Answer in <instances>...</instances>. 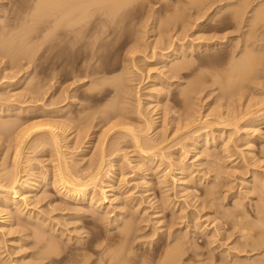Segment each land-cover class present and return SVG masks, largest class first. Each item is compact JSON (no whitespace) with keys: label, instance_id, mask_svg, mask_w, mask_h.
Masks as SVG:
<instances>
[{"label":"rangeland","instance_id":"1","mask_svg":"<svg viewBox=\"0 0 264 264\" xmlns=\"http://www.w3.org/2000/svg\"><path fill=\"white\" fill-rule=\"evenodd\" d=\"M152 1L153 0H150V1L147 0L146 2H145V0H139L138 2L135 1L134 4L130 5L127 8V10L125 9L126 12H123L124 21L120 24L122 27H124L123 28L124 33L122 31V34L116 35L117 37L114 36V37L110 38V40L107 39V42L104 41L103 45L106 43L105 47H104L105 50L102 48V51H100V53L103 52L105 57H103L104 55L102 54L103 55L102 59H100L99 62H97L98 59L97 60L95 59L91 62L92 65L95 63H96L95 65H97V67L95 65L93 66V69L95 70V72H96L97 68H98L97 71L100 72V75H98V76L95 75V77H94V76H87L86 68H87L88 63H89V60H88L90 57L89 52L91 51V48H92V50L97 49V44H94L92 41H89V42L87 41L84 43L87 45L89 43L88 46L85 44H82L83 46L81 44L76 45V48H78V51H79V52L77 51V54L71 53V51L66 46L67 43L65 41H63L64 45L62 44V47L57 49L56 44H55V39L52 38L54 36H51V35H53V33L50 36L47 34L48 36H45V38L43 35V33L46 30L47 31L45 33H48V32L50 33V30L48 28V24L50 23L51 25L49 24V27L50 26L52 27L53 19L49 20V18L47 19V17L44 18L46 20V22L48 21L49 23H46L43 18H42V21H40V22H39V20H37V18L35 20L33 19L32 22L24 21L25 19L29 18L30 12H31V14H33L32 8L35 5L34 2H32V1L30 2V0H0V33H1L0 39H1V37L4 38L6 36H9L8 38H13V39H11L13 42L8 38H7L8 40H5L6 38L1 39L0 40V46L3 48L4 45L6 46L9 43L12 46L11 49H13L17 46V48H15V51H16V49L18 50L19 45L16 42L15 43L17 45H15L14 39H15V41H18V40L21 41V43L18 41L20 43V46L26 45L27 41H28L31 43V45L29 43L28 46H30L34 49L32 51V53H34V54H32V55H35V57H34L35 59H31L32 61L34 60L32 62L30 60H27L28 57L25 56V54H26L25 52H24L25 54L23 52H21V54L23 53L22 56H17L20 54V52H19V54L15 55L16 52L12 51L14 53V55H13L12 52H9V51H11V49L9 50L10 45L9 46L7 45L8 47H6V49L8 48V52L10 53V55H9L8 52L5 50L4 51L7 52V54L6 53L4 54L2 52L5 47L3 49H1V47H0V49H1V51H0V56H1L0 57V113H2L1 114L2 116H0V122L2 124H5L6 122H8V123L10 122V124H11V125L9 124L10 130L6 129V131H5V130H3L4 128L0 129L3 132L9 131L8 135H6V134L4 135L5 132L3 133L2 131H0V171L7 168L11 172V170L13 169V159H11L9 154L11 153L14 146L16 145V142H15L16 136L18 135V133L21 132V130H24V129L26 130V131L24 130L25 132L28 131L26 133V138L24 140L26 149L23 151L24 153L22 154V158H24V160L21 158V164L22 165L19 166V169L21 170V168H22V170H23L24 167L27 168L26 171L28 173L27 172L26 173L24 172V173L27 175H30V176L37 175L43 171H46V169H52L53 166L55 165L54 163H52V162H54L53 156L55 157V155L53 153L54 150H52L51 148H49L50 146H48L45 148L46 149V151H45V149L42 148L43 147L42 145H40V144L33 145V144H35L33 142L35 141L36 137L37 138L41 137L40 135L46 136L47 131L44 129L48 128V125L50 123L54 124V123H56V121H58L57 123L60 122L61 126H62V124H66V123L69 124L68 128L64 127L63 131H60L61 133L64 134V135L61 134L62 138L64 139V146L66 147V149L64 147L63 150L65 151L64 154L66 153L65 154L66 158L67 159L69 158V163L71 165V166L70 165L69 166L70 167L74 166V167H76V169L77 168L79 169L81 167L79 169V171L81 170L80 175H84V173H82V172L86 171L88 173L89 171L92 170L90 165L94 162L93 161L94 159L98 160V158L95 157V153H97V151H98V149L96 147L99 143V140L98 141H88L89 138H86V134L87 133H90V134L95 133L96 136H98V134H99L98 137H100V136L102 137L103 131L105 130V128L108 127V125L107 126L98 125V122L100 120V116L102 115L100 112H102V110H104V109L107 110V108H109L110 106H112L114 104L113 101H114L116 93H115V86H113L114 85L113 82H111L110 84L109 83L103 84V83L108 81V79L116 78V76L117 77L122 76L120 78H123L124 76H126V75H124L125 73L123 70L124 65L127 64L126 62H124V59H123L124 54H126L128 49H131L135 45L134 39L132 37V33L128 31L129 27L131 25V27H134V28L136 27L137 29L144 31L145 34L143 33L144 34L143 36H144V42L146 41V43H145L146 48H142L141 51L139 50L140 52H138V53L140 55L137 54V52H136V55H134V59L136 57L137 58L134 61V65H132V66L130 65L131 67L129 66L127 68L128 73L131 71L129 74L131 75V77L134 81L128 82L129 86L131 84L132 85L128 89V91L131 92V94L128 92L130 95L127 98L126 102L124 103V102L120 101L122 103L121 105L124 104V106H122V107H124V109L126 108V110L129 112V114L127 115V117H129V118H125V120L126 119L127 120L123 121V123H125L123 125V127H126L125 125L128 124V127H130V128H133L135 130H136V128L139 130L144 129L146 132L147 126H145L144 124L147 125V123H149V122L150 123L156 122V124L154 126L155 128L153 129L152 133L149 134V138L151 137L150 139H153V140L158 139L159 142L161 140L162 141L165 140L163 142L164 143L163 147L167 148L168 150L165 149L166 151H164L166 160L163 159L162 165H164V166H162V168L160 167L161 168L160 170L166 169L168 167L167 166L168 164L166 165V163L176 159L178 157L179 150H181V148L184 147L185 151H187L189 149L186 145L187 143L189 144V140H188L189 138L186 140V137H185L186 134H184V131H182L181 129H178V130H180V132H177V126L179 125L178 122L180 123V121L178 119H180V117H182L183 114L187 113V108L185 106L186 105L188 106V104L185 105L184 102L182 101L183 100L182 93L184 91V94L189 95L190 103H192L191 101H192V99H194L192 104L196 105V106L198 105L197 107L199 108L198 112H200V113H198V115L195 116V120H194V121H198L197 122L198 124L196 122L193 123L194 125L192 124L193 129L195 128V129L199 130V132L201 131L200 133L197 132L198 135L197 134L196 135L200 136V137L201 136L204 137L207 133H210L209 135L207 134L210 137V138L208 137L209 142L212 143L213 140L216 141L218 138H219V141L217 140V143L214 146H212V144L210 143L211 145L208 144L210 146H208V145H207V147L202 146L199 150H197V152H189L187 154V160L189 161L190 165L192 164L191 165L192 167L191 166H189V167L192 170L188 169L187 172L185 171L184 173H182L183 171L180 172L176 168H173V170H172L173 174L171 173V175L173 177L176 175L177 178H179L180 177L179 172L184 174L183 176L186 175L185 180L182 181V184L179 186V185H174V182L172 181V178L170 179V177L166 181V183H163L164 185L161 184V182H160L161 181V179H160L161 175H159L158 172L155 173V170H153V167L158 163L157 160L154 163V165L153 164H147L146 162L142 163V164H144L146 169H149L146 171V173L144 175L137 171L138 166L135 165V162L136 163L138 162V159H137L138 154L136 152L138 150L134 147L135 143L131 142V141H133V139L130 138V137H132L131 136L132 134L123 130L124 128L121 129V126H120L119 128H117L118 130L117 129L115 130L116 131L115 133H113L114 132L113 131L111 133L112 135L107 137L106 141L108 142L109 145L107 144L106 150L108 151L109 146L112 144V147L114 149H116V153L114 156L112 155L113 157L111 155L106 156L108 158L105 159L104 166H106L105 167L106 170H104V171H109V174H107L108 177L106 178V184L107 185H114L113 194L115 196L116 195L119 196L118 194L121 193L120 194V200L122 198L125 200H126V198H129L126 201L125 200L121 201V203H122L121 205H118L119 203L115 202L113 205L115 207L111 206L109 208L110 209L109 211L111 212V216H109L110 221H112L113 223L115 222L114 220L117 219L116 214L119 212L117 210V208L119 209L118 206H120V208H123V211H128V213H129V214L127 213L128 215L125 214V215H122L120 217L123 219V222H122L123 225L121 224V227L122 226L125 227L127 223H132L134 221V225L137 226V229H138V231H136V233L133 234L134 236L137 234V236L135 238L133 236V238L135 239V242L132 241L133 244L132 243L130 244V248L129 247L124 248L123 250H122V248L121 249L119 248L121 250L119 252H122V254H123L125 252V249H129L128 251L132 252V254L130 255V257L128 259V261L131 259L130 262H128V264H138L140 261L142 262L144 260H145V262L148 261L149 262L148 264H158L159 262H163L164 255L166 254V251L168 250L167 248L172 247V245L175 246V244H176V245H184L185 246L184 248H186L188 246L187 252L185 250V255L182 257L183 263H181V264H213V263L214 264H224L220 260L218 261L216 259V257L213 258L216 255H219V256L222 255L221 257H224L227 260V262H228L227 264H233L234 262H236L237 264H241L243 262V264H245L246 262H244V260H241L242 261L241 262L240 259L238 258V256H240V258L241 257L245 258V260L250 259L251 262H247L246 264H249V263L250 264H261L260 259L264 260V252H263L264 250L263 251L262 250L250 251V248H247V250H246L247 253H246V251H243L242 250L243 248L241 245L242 239H241V237H240V239H238L239 236H241V234H240L241 230L237 229L236 226L234 228V224L236 222L240 223V221H241V224H239V226L236 224L238 228L239 227L241 228L242 225L244 227H246L247 229L250 228L251 226H253L255 232L259 231L258 230L259 227L256 228L254 226L258 225V226L263 228L264 221L259 219L260 217L258 218V220H256L257 219L256 217H258L256 215H258L257 213H259L261 210L264 211V207H263L264 206V193L261 192L262 189H259L257 187V184L255 182V178H257L259 176V177L264 179V170H263L264 169V120L258 122V124L255 126L256 135H259V137L262 136L261 137L262 139L260 138L259 139L260 141L258 140L257 142H255V147H254L255 149L252 153H249L248 149L243 148V146H242V148H243L242 149L240 146V145H242L243 140H245L248 135H249L248 137H250V138L253 136V134L250 132L248 133L247 131H245L247 134L243 132L244 131L243 127H244V125L247 124L246 118L241 119L240 123L237 124L236 130L234 129V127L236 128V126L232 125L233 122L228 123V124H222V125L220 124L219 125V122L216 121L217 122V124H216L215 120H217L216 118L219 115L218 114L219 112L220 113L225 112V114H228L229 109L227 111V108L229 106H227V105H228V103L231 104L232 102L233 103L235 102L236 104L238 103L237 104L238 106L240 105L239 108H236V110H239V111H241L244 108L246 111H249V109L252 107V109H250V110H251V112L255 113L259 109H264V107H263L264 103H261L262 99L264 102V77H263V79H262V77L260 78V79H262L261 80L262 83L259 79L254 80L252 82V87H251V81L248 84L249 81H246L247 83L246 82L243 83L241 80H238L239 78L237 77V75H238L237 71L239 69L237 68V70H236V68H235L237 65V62H240L239 61V59L241 57L240 55L245 53V51L249 52V54H251V53L257 54L258 52H260L257 55H260L263 59V62H264V53H263L264 52L263 51L264 50V28L259 26L256 29L253 28V29H255V30H253L249 24L250 20L245 19L246 21L244 20V23L238 27L235 24H233V26H229V28L225 29L224 31L223 30L222 31H216V30H213V27H212L213 24H215L214 22H216V21H213L212 23H209V24H207V21H205L206 17L209 14H211V12H213L214 8H216V7L212 8L211 11H206L207 13L205 16H203L204 17L203 18L200 15L203 12H201L200 14H197L194 9L188 8V6H186L187 5L186 3L188 0L187 1L186 0H166L165 2H160V1L156 2L155 0L153 2ZM182 2H185V5ZM234 2L240 3V1H236V0H234ZM251 2H252V0H250V3ZM262 2L264 3L263 0H253V3H251L252 6H249V8L247 9L248 10L247 11V13H248L247 17L248 18L253 16V12L257 10V7H258L257 4L258 3H260L258 5L261 6L260 8L258 7V9H261L264 7L263 6L264 4H262ZM183 5L187 8H185ZM93 7H95V10L99 9V7L98 8L96 6H93ZM183 7H184V9H187V10H185V12L182 11ZM176 8H178L179 10L182 8V10H180V11L183 13L184 17L182 16V13H181V15L177 14L178 16L175 14L177 12L180 13V11L175 12ZM254 8L256 10H254ZM30 9H31V11H29ZM178 9H176V10H178ZM250 11H251V13H250ZM98 12H95L94 16L95 15L96 16L94 17V19L100 17ZM185 13H186V15H188V18H187L188 20H185L187 17L185 15ZM26 14H27V16H26ZM28 14H29V16H28ZM170 15H172V16L175 15L176 17L174 16V18H173ZM190 15H191V17H190ZM49 17L51 19V16H49ZM125 17H126V19H125ZM170 17H172L171 18L172 22H175V20L178 21V20H183V19L185 20L184 22H186V21H188V22H186V23L183 22L182 23L183 25L181 23L166 24L168 22V18L170 19ZM177 17L179 19H177ZM34 21H36V22H34ZM196 21H197V23H196ZM23 22H25L27 24H25ZM33 22H34V24H33ZM203 22H204V25L202 24ZM197 24L200 26H198ZM164 25L165 26L167 25L168 30H169L168 36L166 35V37H165V35L163 36V32H161V27H164ZM194 26H195V28H194ZM25 27L27 29L29 28L28 31L33 33L32 35H31V33H29L30 34L29 36H32V37L26 36V35H28V34H26V33H28V32H26L27 29L22 30V31H25V30L26 31L22 32V34H21V28H25ZM44 27H47V29ZM51 27H50V29H51ZM13 28H14V30H13ZM144 28H145V30H144ZM171 29H173V30L170 31ZM185 29L187 31H185ZM18 30L20 32H18ZM183 30H184V32H183ZM41 31L43 33H41ZM250 31H252L253 33L251 32L252 33L251 34ZM13 33H15V34H13ZM24 33L26 34L25 36L23 35ZM42 35H43V38H42ZM225 35H226V37H225ZM22 36H24L25 38ZM17 37H19V39ZM183 37H185L186 39L181 41L182 43L178 42L177 44L180 43L179 46L180 45L183 46V44L185 43V44H189L190 46L192 45L193 47L195 45L194 48L198 47L199 49L196 51V53L192 54L190 51H192V49H194V48L191 47V49H190V46L187 45V46H189L187 51H185V52H187V57H186L187 60L184 57H179V59L177 60L178 62L175 61V63H179L182 61H184V62L190 61L192 68L188 71H185L181 75L182 76L181 78L180 77H174L171 80L172 83H174L173 87L171 86L172 92L170 94H168V96H165L161 100V104L158 105V101H156V99L158 98L157 94L153 91L154 85L156 83H158L159 80H164V79H167L168 77H170V73L167 72V69L171 68L173 64H170L171 65L170 67L165 68V66H166L165 61H167L166 55H167V53H169L172 50V48L174 46L173 42H175V43L177 42V40L175 41L173 39L183 38ZM222 37H225L230 42H228L222 50L219 49L218 51H214L215 49L212 48V45H214L215 42L218 41V39L222 38ZM21 38H22V40H21ZM23 38H24L25 43L23 41ZM225 38H224V41H225ZM245 38H246V40H245ZM116 39H117V41H116ZM168 39H170V40H168ZM3 40H4V44L2 43V45H1V41L3 42ZM5 41H7L6 44H5ZM8 41H11L13 43V45L11 42H8ZM108 41H109V43H108ZM110 41L113 43H111ZM164 41L166 42L167 45L164 44ZM211 41H213V42H211ZM90 42H92V43H90ZM169 42H170V44H169ZM22 43H24V44H22ZM159 43L161 46H162V44H164L165 49L167 47L166 52H165V50H162L164 48H161L162 51L159 50L160 48H157L159 51L153 50L154 46L156 44L159 45ZM91 44H92V46H91ZM33 45L35 48L33 47ZM28 46H27V48H28ZM168 46L171 47L170 50H168L169 49ZM22 47L23 46H21V48ZM24 47H23V49H24ZM93 47H95V48H93ZM147 47H148V50H146ZM246 47H247V50H246ZM189 49H190V51H189ZM255 49H256V51H255ZM152 50L155 53L157 52V56L155 55L156 58L152 55ZM18 51H20V47H19ZM18 51H17V53H18ZM35 51H38L37 55H36ZM11 53H12V56H11ZM165 53H166V55H165ZM7 55H9V57H7ZM24 56H25V59H24ZM12 57H14V58L12 59ZM15 57L16 58L19 57V58L15 59ZM26 57H27V59H26ZM59 60H60V73L56 72V66H57V63ZM13 62H15V63H13ZM245 64H247L246 59L242 60L241 63H239V67L240 66L243 67V65H245ZM259 69H260V73H258V75L261 76V74L264 73V71H263L264 65L261 66ZM239 71H241V70H239ZM57 73L61 74V76H58ZM19 74L21 76H19ZM24 74H26L27 76ZM73 74H74V76H73ZM102 75L103 76L106 75L105 77L107 79L105 77H103ZM231 75H232L234 80L231 79L232 78ZM73 77H75V78H73ZM101 77H103V78L101 79ZM227 77H228V79H227ZM8 78H10V79H8ZM98 80H100V82H98ZM240 82H241V84H240ZM92 83H95V84H93L94 86L98 85V86H96L98 89H96V87H94L92 85ZM97 83H99V84H97ZM194 83L197 84L199 88H201V90L199 89L198 92H196V93L194 92L195 94L190 93V89H189V87L194 85ZM231 83H233V84H231ZM256 83H258L259 86ZM243 84L244 85L246 84L247 87L249 88V90H247L248 88L246 87L247 88L246 89L247 91H246ZM255 84H256V87L254 86ZM92 86H93V88H95L96 92H95V90H92L93 89ZM132 86L135 89L134 91L131 88ZM253 86H254V89H253ZM239 88L240 89L242 88V90H239ZM255 88H256V90H255ZM89 89H91L92 91H90ZM236 89H238L236 91L237 93H238V91H240V94H238V95H241V96H242V94H244L246 92L243 95V97L249 96L247 98V100H246V98H245V100H246V103L249 102L250 104H248V103L246 104L244 102V99H242L241 96H237L235 94L234 90H236ZM252 90H254V91H252ZM241 91H242V94H241ZM243 91H245V92H243ZM113 92H114V94H113ZM200 92H201V95H200ZM232 92H234V93H232ZM231 93H232V95H231ZM256 93H258V94H256ZM39 94H40V96H38ZM72 94L75 95L74 99L72 98L73 101L71 98H70L71 99L70 101L67 98H65V96L68 98L72 97L73 96ZM91 94L92 95L94 94V96H92ZM233 94L236 97H233ZM240 97H241V99H240ZM259 97L260 98L262 97V99H260ZM11 98H12V100H11ZM87 98H89V99L87 100ZM90 98H91V100H90ZM64 99H66V100H64ZM195 99H197V100H195ZM230 99L233 101H231ZM254 99H256L257 101L259 100V102L256 101L257 102L256 103L254 101ZM86 101H87L88 105L86 104ZM139 101H142V104H143V106L141 107V110L143 109L141 111L143 113V119L140 118L139 114H138V102ZM120 102L117 105H119ZM233 103H232V106L229 107L230 110H231V108L236 106V104H234V106H233ZM243 103H245V106L250 105L249 106L250 108L248 109V107H244ZM67 104L72 105V107L70 106L71 107L70 112L68 114H66L64 119L59 118L58 113L60 112V110H62V111L65 110V108H67L66 107ZM83 105L85 106V108ZM90 105L95 110L91 109V107H89ZM226 106H227V108H226ZM256 106L257 107L261 106V107H259V109H258ZM87 107H89V109L85 110ZM1 108H2V111H1ZM100 108H102V109H100ZM98 109H99V111H98ZM224 109H226V110H224ZM233 109H232V111H233ZM236 110H234V112ZM104 111H103V113H104ZM208 111H209V113H208ZM239 111H237L236 113H238ZM243 112H245V111L243 110ZM23 113H25V115ZM212 113H213V115H212ZM87 114L89 115L88 117H87ZM229 114H232V112H230ZM78 115L79 116L82 115L81 117H84V119L78 121L77 120ZM83 115H86V119H85V116H83ZM90 115H91V117H90ZM233 116H237V115L234 114ZM196 117H197V120H196ZM87 118H89V119H87ZM98 118H99V120H97ZM208 118H210V119H208ZM240 118L241 117H239V119ZM69 119H71V120H69ZM162 120H163V123H162ZM202 122H203V125L201 124ZM241 122L244 124H242ZM35 124L36 125L40 124V127H37L39 125H37L36 127H33V125H35ZM205 124H208V125L206 126ZM96 125H97V127H96ZM10 126H12V128H14V129H12ZM29 126L31 128H28ZM57 126L60 127V125H57ZM181 126H182V124H181ZM201 126H206V128L209 126L210 127H209L208 131L206 130V132H204L205 130L203 131L201 129L203 127H201ZM212 126H214V128ZM26 127L28 129H26ZM41 127H43V129ZM72 127H74V128H72ZM134 127H136V128H134ZM33 128L34 129L40 128V129H38L40 132L37 130L35 133ZM165 128H167L168 130ZM31 129H33V130H31ZM43 130L46 132H44ZM124 131L126 132V134ZM257 131L260 133L258 134ZM42 132L44 134H42ZM160 132H162L163 134ZM238 132H240V133H238ZM127 133L129 136H127ZM177 133L178 134L181 133V134L177 135ZM219 133L220 134L222 133L224 135V137L222 138L223 135L221 134V136H220ZM159 134H161V135H159ZM260 134H262V135L260 136ZM171 135H174V136H171ZM189 135H192V134H189ZM237 135L239 136V138ZM214 136L218 137V138H215ZM228 136H229V138L232 137L231 138L232 142L233 143L235 142V144H237L239 146V148L236 149L237 151H239L241 149L242 151L247 153L246 157H245L246 160L244 159L242 161L241 157H239L238 154H237V156L235 155V158H237L238 160H236L234 163L227 162L226 159L223 158V156L220 154L221 146L223 145L224 138L226 139V137H227V139H228ZM168 137H171V138H168ZM220 137H221V140L223 139V142H221ZM129 138L131 139V141ZM212 138H213V140L211 141L210 139H212ZM123 139H125V140H123ZM183 139H185L184 142H183ZM11 140L12 141L14 140V141L12 142ZM179 143L181 146L179 145ZM26 144H27V146H26ZM113 144H114V146H113ZM133 144H134V146H133ZM39 145L42 147H39ZM35 146H36V148H35ZM170 146H172V147H170ZM33 148H35V150L36 149L37 150L32 151ZM121 149H123L124 152ZM135 149H136V151H135ZM92 151H93V153H92ZM131 152H133V153H131ZM134 152L136 153V155ZM218 152H219V154H218ZM52 153H53V155H52ZM194 157H196L198 159L195 158V160H194L193 159ZM28 158H30L32 160V162L27 164L26 160ZM83 158H84V160H82ZM49 159H51V160H49ZM55 159H57V158H55ZM191 159H193V160H191ZM40 162H42V163H40ZM222 162H224V163H222ZM255 162H256V164H255ZM25 163H26V165H25ZM159 163H161V160ZM198 164H200L201 166H198ZM253 164H254V166H253ZM33 165H35V166L33 167ZM51 165H53V166H51ZM148 165H149V167H148ZM8 166H9V168H8ZM29 166H30V168H29ZM112 166L117 167V170L115 172L112 171L114 169ZM118 167H120L119 170H118ZM218 167L221 170V172H219L220 174H218V171H216V168H218ZM256 167H257V169H255ZM227 168H228V170H227ZM123 169H124V171H123ZM150 169H151V171H150ZM203 169H206V170H204L206 172H203ZM160 170H158L159 173H160ZM193 171H194V173H193ZM29 172H32V173H29ZM195 172H196V174H195ZM199 172L202 174L208 173L206 175L207 176V182L201 184L199 182V181H201L200 179H197L195 182H191V181L189 182L190 179H188L187 176L188 175H190L191 177L193 175L197 176V175H200ZM187 173H188V175H187ZM253 173H254V175H252ZM1 175L2 174H0V176ZM146 176H148V177H146ZM190 176H189V178H191ZM149 177H151V178H149ZM186 177H187V179H186ZM148 178L151 179V183H152L151 185H152L153 190L151 192L148 191L149 188H147V184L145 181ZM157 179H159V180H157ZM116 180H118V182ZM114 182H116V184ZM144 184H146V185L144 186ZM213 185H215L214 188H213ZM132 188H133V190H132ZM209 190H212V192L215 190L213 192L215 195L214 196L210 195L211 196L210 197L207 194V192L209 193ZM164 193H165V195H163ZM6 194L7 193L0 191V199L6 197ZM207 195H208V197H206ZM55 196H56V193L52 189L48 194H45V196H44L45 200H46V201L44 200L45 201L44 203L49 202V206L46 205V207L43 206V208H38V209H41L42 211L41 210L38 211V209H37V211H36V209H34V211L30 210V212L31 211L33 212V213L31 212L32 217H37L38 219H40V221L42 218L43 219L42 221H44L45 223L47 221L48 226H46L44 223L43 227L41 226V227H39V229L37 228L34 230L33 227H30V228L25 227L24 222L20 221L18 219L19 218L18 217V218H16V221L14 222L15 226L13 228H11V229H13V231H10L11 230L10 229L9 233L7 232V234L5 236H3L1 234L2 232L0 231V237H1V235L4 237V238L1 237L2 239L0 238L2 240V241H0V244L1 243L3 244V245L1 244L3 247L0 245L2 247V248L0 247V249H1L0 257L6 261V264H10V262H11V264H36V263L37 264H48V263L52 262L53 259H57L58 257L56 258V256H53L51 258V260L50 259H49V261L46 260V261H44V263H43V261L41 262V259L40 260L38 259V258L42 257V254H43L42 249L43 248L40 246V244H38V246H37V240H36V236H35L36 232L34 233V231H37L40 233H42V232L46 233L50 230V226H52V228H53V226H55V225H57V226L53 228L52 233H51V231H49V233H51V234H49V236L50 235L53 236V234H54L55 237H57L58 233L63 234V235L59 234L61 237H59V238L57 237L58 238L57 241L60 242L59 244L65 248V251H64V253H62L61 257L65 256L66 260L68 259L67 264L70 263L69 261L77 260L78 258L80 259L82 256H86V255H88V258H87V261H84V262L86 263L89 261L87 263V264H89V263H92V261H94V260L96 261V258L101 257L100 255H104L101 253V251H103V253L104 252L108 253V251H104L105 249L103 250L102 248H104L106 246L105 244L112 243L114 241L113 239L117 238L115 236L118 235V233L122 230V229H120L121 227L117 226V224H115V223L113 224L112 222H108L107 224L105 223V225L107 227L105 225H103V227H100V229L94 230V227H90L91 226L90 221L92 220L90 217L89 218L83 217L80 220H77V219L75 220V218H74L76 216L75 214H76L77 209L84 208L85 211L86 210L89 211V207H88L89 205L88 204L84 203V206H82V208H77L78 206L76 207V205L71 204L69 201H67L61 197L58 198L57 196L56 197ZM124 196L126 198H124ZM165 196L168 200V201L166 200L167 208L169 209L168 206H170L169 210L167 208H166L167 209L166 210L164 208L165 205H162L165 203L163 200V199H165ZM162 197H164V198H162ZM47 198L50 200H48ZM206 198H208V199H206ZM211 200H213V201H211ZM50 202H51V205H50ZM184 203H186V205H188V206H186ZM196 203H198V204H196ZM160 205H161V207H160ZM208 205H209V207H208ZM194 206L197 208H194ZM40 207H42V206H40ZM157 208H158V210L163 208V212H161L162 217H160V218H156L157 212H158ZM111 209H112V211H111ZM60 210H62V211H60ZM119 210H122V209H119ZM237 210L239 211L238 217L241 218V219L238 218L239 221L233 217V215L234 216L236 215V218H237V213H236ZM184 211H186V212H184ZM193 211H195V212H193ZM196 211L198 212L197 214H199L198 217L200 219L202 217V219L200 221L199 220H195V221L190 220V223L192 225L191 224L188 225V221H186L185 218H184L185 221L183 220V218L182 219L178 218L179 216L183 217L182 214H184V216H186V217L191 215V214L195 215ZM200 211H202V212H200ZM263 211L260 213L261 214L264 213ZM4 212H3V214H4L3 218L0 217V219L2 220V221L0 220V227H4L7 224L6 223L7 222V220H6L7 216L5 214L8 212H6V209ZM69 212H72V213H69ZM112 212H113V214H112ZM189 212H191V214ZM233 212H234V214H233ZM42 213H44V214H42ZM230 213H231V215L233 214L232 217H230L231 216ZM73 214H74V216H73ZM220 214H221V216H220ZM261 214H259V215H261ZM39 215L41 217H39ZM240 215H241V217H240ZM261 216L263 217L264 214H262ZM129 217L131 220L129 219ZM218 217H220V218L222 217V218L219 219ZM209 218H211V219H209ZM48 220H49V222H48ZM126 220L128 221L127 223H126ZM129 220L130 221L133 220V221L129 222ZM174 220H175V223L172 225V222H174ZM259 220H260V222H259ZM212 221H214L213 224H216V226L214 225L215 227L220 226L221 224H226V228L223 231V233H224L223 236L227 235L228 239L225 242L222 241L224 243L223 245H226L227 248L230 247V249L233 248L235 252H236V249L239 248V251H242L243 255L242 254L238 255V253L236 254L235 252H233V250H230V251H228L229 253L232 252L231 253L232 257H230V254L228 252L224 253L225 251L222 250V249H225L226 246L222 245L223 247L215 250V246L217 247L218 244L221 245L219 242L216 243V245L208 244L206 242V239L208 237H206L205 232L201 233V232H199V230L201 231L202 230L201 228H203V229L206 228V230H208V231H210V229L213 230V228H215L213 226V224L211 226H209ZM256 221H258L257 222L258 224L256 223ZM145 222H147V223H145ZM186 222H187V224H186ZM74 223H76V224H74ZM253 223H255L257 225H254ZM261 223H262V225H260ZM113 225H115V226H113ZM187 225H188V227H187ZM197 225H199V226H197ZM245 225H247V226H245ZM173 226H174V228H173ZM192 227H194L195 229ZM44 228H48L49 230L48 229L46 230ZM80 228H82V229H80ZM161 228L163 229V231H161L162 230ZM232 228H234V230ZM4 229H5L4 231L7 230V228H4ZM250 229L253 231L252 227ZM238 230H239V232H238ZM262 230L264 231V228ZM95 231H98V233H100L101 238L98 240V243L100 244V246L102 248H100V246H98L99 248H96L97 250L95 248L93 250L91 249V250H87V251L80 250L78 247V246H80V244H79L80 240H78V239L81 238V242L84 241L83 243H86L90 240L89 238H91L92 233ZM160 231H161V233H160ZM252 231H249L248 233H250V235L254 234V235H252L253 239L254 238L257 239L258 237L257 238L255 237L256 236L255 232L253 231V233H252ZM259 232H258V234H260ZM26 234H27V236H25ZM144 234H145V236H144ZM258 234H257V236H259ZM29 235L31 236L30 238H28ZM33 236H34V238H33ZM252 236L251 237L249 236V237L252 238ZM168 238H175L176 243H175V241H173V242H171V244H169L167 242L169 240ZM76 239L78 242L76 241ZM116 240H118V239H116ZM188 240H190L191 242ZM254 240H250V242H252ZM107 241H109V242H107ZM100 242L103 243V245ZM76 243H77V245H76ZM194 243H196L197 245H195ZM157 244H159L158 245L159 248L156 247ZM234 246H235V248L236 247H238V248L235 249ZM39 247H41L42 249H39ZM76 247H77V249H76ZM189 248H190V250H189ZM119 249H117V250H119ZM196 249H198L197 251L200 253L199 257L196 255V253L193 252V250H196ZM188 250H189V252H188ZM212 250H213V253H212ZM111 251H113V253L115 252L114 250H111ZM111 251L109 250V254L113 255V253H111ZM128 251H126L125 253H127ZM239 251H237V252H239ZM115 253H117V251ZM154 254H156V255H154ZM39 255H41V256L39 257ZM108 255L105 254L104 256L108 257ZM119 255H121V253ZM211 256L213 259L211 258ZM89 257H90V259H89ZM247 257H249V258H247ZM9 258H10V260H9ZM98 259H97V261H98ZM142 259H144V260H142ZM229 259L233 263L231 261H229ZM12 260H14V261H12ZM255 260L259 263L253 262ZM76 264H78V263H76ZM82 264H84V263H82ZM101 264H104V263H101Z\"/></svg>","mask_w":264,"mask_h":264},{"label":"bare ground","instance_id":"2","mask_svg":"<svg viewBox=\"0 0 264 264\" xmlns=\"http://www.w3.org/2000/svg\"><path fill=\"white\" fill-rule=\"evenodd\" d=\"M34 2V7L32 8L33 10H32V12H33V14H31V12H30V16H29V14H28V16H29V18H27V19H25L24 21H30V22H32L33 21V19L35 20L36 18H37V20H39V22L40 21H42V18L44 19V18H46L47 17V19L49 18V20H52L53 19V22H52V27H51V29H50V27H49V22L47 21L46 22V20H45V22L46 23H49L48 24V28H49V30H50V33L48 32V33H45L47 30V27H44V28H46L45 30V32L43 33L42 31H41V33H43V35H44V38H45V36H50L52 33H53V35H51V36H54V37H52V38H54L55 39V44H56V47H57V49L58 48H60V47H62V44H63V41H65L66 43H67V47H68V49L71 51V53H76L77 54V51H78V48H76V45H79V44H85L84 42H89V41H92L94 44H97V49H93L92 50V48H91V51L89 52V55H90V57H89V63H88V66H87V68H86V72H87V76H94L95 77V75H100V72L99 71H97L98 70V68H97V70H96V72H95V70L93 69V66L96 64H93L92 65V61L93 60H97L98 59V61L97 62H99V60L100 59H102V56L104 55L103 54V52L102 53H100V51H102V48L104 49V47H105V44L103 45V43H104V41H106L107 42V39L108 40H110V38H112V37H117L116 35H120V34H122V31L124 30L123 28L124 27H122L120 24L124 21V14H123V12H126L125 11V9L127 10V8L130 6V5H132V4H134V2L135 1H139V0H30V2ZM147 0H145V2H146ZM148 1H150V0H148ZM154 1V0H153ZM152 1V2H153ZM156 2H165L166 0H155ZM187 1V0H186ZM236 1H240V3H235L234 2V0H188L187 1V5L186 6H188V8H192V9H194L195 10V12L197 13V14H200L201 12H203L202 14H200L201 15V17H203V16H205L206 15V11H211V9L212 8H214V7H216V8H214V10H213V12H211V14H209L207 17H206V19H205V21H207V24H209V23H212L213 21H216V22H214L215 24H213V30H216V31H224L225 29H227V28H229V26H233V24H235L237 27L238 26H240L241 24H243L244 23V20L246 19H249L250 20V27L253 29V28H257V27H263L264 28V5L262 6L263 8H261V9H258V7L260 8L261 6L260 5H258V4H260V3H258L257 4V10L254 8V10H256V11H252L253 12V16H251V17H247L248 16V13H247V9L249 8V6H252L251 5V3H253V0H252V2L250 3V0H236ZM264 1V0H263ZM182 3H184V5H185V2H182ZM32 4V3H31ZM262 4H264L263 2H262ZM183 5V6H184ZM93 6H96L97 8L99 7V9L97 10H95V7H93ZM256 6V5H255ZM93 7V8H92ZM185 7V6H184ZM184 7H183V10H182V8L180 9V10H182L183 12H185V10H187V9H184ZM174 8V7H173ZM185 8H187V7H185ZM43 9V10H42ZM50 9V10H49ZM176 9H178V8H176ZM175 9V12L176 11H180L179 9L178 10H176ZM2 11V10H1ZM29 11H31V9L29 10ZM99 11V12H98ZM205 11V12H204ZM95 12H98L99 13V16L100 17H98V18H96V19H94V17L96 16H94V14H95ZM29 13V12H28ZM174 13V12H173ZM172 13V14H173ZM181 11H180V13H175L176 15L178 14V15H181ZM250 13H251V11H250ZM177 15V16H178ZM185 15H186V13H185ZM195 15V14H194ZM193 15V16H194ZM26 16H27V14H26ZM49 16H51V19H50V17ZM170 16H172V15H170ZM174 16L175 15H173L172 17L174 18ZM182 16H183V13H182ZM187 17H186V19L185 20H188L187 18H188V15H186ZM128 17V16H127ZM172 17H170V19L172 18ZM176 17V16H175ZM184 17V16H183ZM190 17H191V15H190ZM41 18V19H40ZM204 18V17H203ZM125 19H126V17H125ZM169 18H168V22L166 23V24H176V23H183L185 20L183 19V20H178V21H176L175 20V22H172V19L170 20ZM176 19V18H175ZM177 19H179L178 17H177ZM181 19V18H180ZM192 19V18H191ZM36 20V21H37ZM170 20V21H169ZM245 20V21H246ZM36 21H34V22H36ZM167 21V20H166ZM193 21V20H192ZM34 22H33V24H34ZM44 22V21H43ZM42 22V23H43ZM186 22H188V21H186ZM186 22H184V23H186ZM23 23H25V22H23ZM192 23V22H191ZM196 23H197V21H196ZM25 24H27V23H25ZM180 24V25H181ZM203 25H204V22L202 23ZM206 24V23H205ZM246 24V23H245ZM248 24V25H249ZM51 25V24H50ZM183 25V24H182ZM198 25V24H197ZM133 26V25H132ZM173 26V25H172ZM175 26V25H174ZM198 26H200V25H198ZM197 26V27H198ZM243 26V25H242ZM28 27V26H27ZM122 27V28H121ZM184 27V26H183ZM16 28V27H15ZM194 28H195V26H194ZM245 28V27H244ZM24 29H27L26 27L25 28H21V34H22V32H25V31H22V30H24ZM29 29V28H28ZM28 29H27V31L26 32H28V33H26V34H28V35H26L25 33L23 34L24 36L26 35L27 37L30 35L29 33H31V32H29L28 31ZM43 29V28H42ZM128 29V28H127ZM153 29V28H152ZM255 29H253V30H255ZM13 30H14V28H13ZM48 30V31H49ZM143 30V29H142ZM144 30H145V28H144ZM151 30V29H150ZM173 29H171L170 31H172ZM189 30V29H188ZM251 30V29H250ZM261 30V29H260ZM52 31V32H51ZM127 31V30H126ZM129 32H131L132 33V37H133V39H134V42H135V45L131 48V49H128L127 50V52H126V54H124V62H126L127 64L126 65H124V67H123V70H124V75H126V76H124L123 78H120V77H122V76H120V77H117L116 76V78H114V79H108V81H106V82H102L103 84H106V83H111V82H113L114 83V85L113 86H115V93H116V95H115V98H114V101H113V105L112 106H108L109 108H107V110H102V112H100L99 114L101 115L100 116V120H99V118L97 119V120H99V122H98V125H103V126H107L108 125V127L107 128H105V130L103 131V135H102V137L100 138V137H98L99 136V134H98V136H96V134L95 133H87L86 134V138H89L88 139V141H98L99 140V143H98V145H97V149H98V151H97V153H95V157H97L98 158V160L96 161L95 159L93 160L94 162L90 165L91 166V168H92V170L91 171H89L88 173L85 171V172H82V173H84V175H80V171H79V169L81 168H77L76 169V167H70L71 165H70V163H69V158L67 159L66 158V156H65V154H64V139L62 138V135H64L63 133H61L60 131H63V128L65 127V128H68L69 126V124H62V126H61V123L59 122V123H57L58 121H56V123H54V124H49L48 125V128H45L44 130H46V131H44V132H46V136H43V135H40L41 137H36V139H35V141L33 142V143H35V144H33V145H38V144H40V145H42V146H40L39 145V147H42L43 149H45L46 147H48V146H50L49 148H51L52 150H54V155H55V157L53 156V158H54V162H52V163H54L53 165H51V166H53V168L52 169H46V171H43V172H41V173H39V174H37V175H32V176H30V175H27V174H25L27 171H26V169L27 168H23V170H22V168H21V170L19 169V166L20 165H22L21 164V158H22V154L24 153L23 151L26 149L25 148V138H26V133L28 132H25L24 130H21V132L20 133H18V135L16 136V145L14 146V148H13V150L11 151V153L9 154V156L11 157V159H13V169L11 170V172L7 169V168H5L4 170H2V171H0L1 173L0 174H2L1 176H0V191H2V192H5V193H7L6 194V197H4V198H2V199H0V217L1 218H3V216H4V214H3V212L5 211V209H6V212H8V213H6L5 215L7 216V224H6V226H4V227H0V231L2 232L1 234L3 235V236H5L6 234H7V232L9 233V230L11 229V228H13L14 226H15V224H14V222L16 221V218H18L20 221H23L24 222V226L25 227H33L34 228V230L35 229H39V227H43L44 226V221H42L43 219L41 218V221H40V219H38L37 217H32L31 215V212L32 211H34V209H36V211H37V209L38 208H43V206H45L46 207V205H48L49 206V202H46V203H44L46 200H45V194H48L52 189L54 190V192L56 193V196L59 198V197H61V198H63V199H65V200H67V201H69L71 204H73V205H76V207L77 208H82V206H84V203H86V204H88L89 206V211L88 210H86L85 211V209L84 208H82V209H77L76 210V216L74 217L75 218V220L77 219V220H80V219H82L83 217L84 218H91L90 220V224H91V226L90 227H94V230L96 229H100V227H103V225H105V223L107 224L108 222H112V221H110V217L109 216H111V212L109 211L110 209V207L111 206H113L114 205V203L115 202H118L119 204L118 205H121L122 203H121V201H123V200H125V199H121L120 200V194H118L119 196H115L114 194H113V192H114V185H107L106 184V178L108 177L107 176V174H109V171H104V170H106L105 169V167L106 166H104V164H105V159L106 158H108V157H106V156H108V155H115V153H116V149H114L113 147H112V144L109 146V150L107 151L106 150V148H107V144H108V142L106 141V139H107V137L108 136H110V135H112L111 133L113 132V133H115L116 131V129L117 128H119L120 126H121V129H123V130H125V131H127V132H129L130 134H132L131 136L132 137H130V138H132L133 139V141H131V139H130V141L131 142H133V143H135V146H134V144H133V146L138 150V151H136V149H135V151L137 152V154H138V162L136 163L135 161V165H137L138 167H137V171L139 172V173H141V174H145L146 173V171L147 170H149V169H146L145 168V166H144V164H142L143 162H146L147 164H153L154 165V163L156 162V160L158 161V163L160 162V160H161V163H157L154 167H153V170H155V173L156 172H158V174L159 175H161L160 177V179H161V184L162 185H164L163 183H166V181L169 179V177H170V179L172 178V181L174 182V185H181L182 184V181H184L185 180V176H183L184 174H182V173H184L185 171L187 172V170L188 169H190V167L189 166H191L190 165V163H189V161L187 160V154L189 153V152H197V150H199L202 146H206L207 147V145L208 144H210L211 142H209V140H208V135L210 134V133H207L204 137H200V136H197L198 135V133L197 132H199V130H197V129H193V123H197L198 121H194L195 120V116L196 115H198V113H200V112H198V105L196 106V105H193L192 103H193V100L194 99H192V103H190V100H189V95L188 94H184V91H183V93H182V96H183V102H184V104L186 105V104H188V106L186 105L185 107L187 108V113L186 114H181L182 115V117H180V119H178L179 121H180V123L178 122V124L181 126V124H182V126L180 127L179 125L177 126V132H180V130H178V129H181L182 131H184V134H186V140L188 139L189 140V144L187 143L186 145H187V147L189 148L187 151H185L184 150V147L183 148H181V150H179V154H178V157L176 158V159H174L173 161H169L168 163H166V165L168 166L166 169H163V170H160L161 168H162V166H164V165H162L163 164V159H165V152L164 151H166L165 149H167V148H164L163 147V145H164V141L165 140H161L160 142L158 141V139L156 140H153V139H150L149 138V134H151L152 133V131H153V129L155 128L154 126H155V124H156V122H154V123H147V125L146 124H144L145 126H147L145 129H146V132H145V130L144 129H142V130H139V129H137L136 127H134V128H136V130L135 129H133V128H130V127H128V124L127 125H125L126 127H123V125L125 124V123H123V121H126L125 120V118H129V117H127V115L129 114V112L126 110V108L124 109V107H122V106H124V104L123 105H121L122 103L121 102H126V100H127V98L129 97V95L131 94V92H129L128 91V89H129V87L132 85H128V82H132V81H134L133 79H132V77H131V75L128 73V70H127V68L131 65H134V61H135V59L137 58H135L134 59V55H136V52H137V54H139L138 52H140L141 50H142V48H146V45H145V43H146V41L144 42V31H141V30H139V29H137L136 27L134 28V27H131V25H130V27H129V30H128ZM154 31V30H153ZM156 31V30H155ZM185 31H187L186 29H185ZM18 32H20L19 30H18ZM33 32V31H32ZM161 32H163V36L165 35V37H166V35L168 36V33H169V30H168V27H167V25L165 26L164 25V27H161ZM183 32H184V30H183ZM252 31H250V33H251ZM4 33V32H3ZM123 33H124V31H123ZM144 33V34H143ZM165 33V34H164ZM249 33V34H250ZM253 33V32H252ZM251 33V34H252ZM261 33V32H260ZM1 34V33H0ZM13 34H15V33H13ZM20 34V35H21ZM33 33H31V35H32ZM48 34V35H47ZM126 34V33H125ZM250 34V35H251ZM4 35V34H3ZM10 35V34H9ZM19 35V36H20ZM43 35H42V38H43ZM147 35V34H146ZM216 35V34H215ZM24 36H22V37H24ZM254 36V35H253ZM256 36V35H255ZM9 36H6V37H4V38H6L5 40H8V39H13V38H8ZM26 37V38H27ZM29 37H32V36H29ZM175 37V36H174ZM173 37V38H174ZM186 37V36H185ZM185 37H183V38H177V39H173V40H177V42L175 43V42H173V48H172V50L169 52V53H167V55H166V53H165V55H166V60L167 61H165L166 62V66H165V68H168V67H170L171 65L170 64H173L172 65V67L171 68H169V69H167V72L168 73H170V77H168L167 79H164V80H159L158 81V83H156L155 85H154V92L157 94V99H156V101H158V105L159 104H161V100L165 97V96H168V94H170L172 91H171V86L173 87V85H174V83H172V79L174 78V77H182L181 75L185 72V71H188V70H190L192 67H191V62L189 61H187V62H184V61H182V62H179V63H175V61H177L178 59H179V57H184L185 59H186V57H187V52H185V51H187V49H188V47L190 46L189 44H185L184 42V44H183V46H179V44H177L178 42H181V41H183L184 39H186ZM225 37H226V35H225ZM225 37H222V38H219L218 39V41H216L215 42V44L214 45H212V48L213 49H215L214 51H218L219 49L220 50H222L225 46H226V44L228 43V42H230V41H228ZM3 37H1V39H4ZM8 38V39H7ZM15 38V37H14ZM18 39H19V37H17ZM25 38V37H24ZM24 38H23V41H24ZM47 38V37H46ZM172 38V37H171ZM170 38V39H171ZM224 38H225V41H224ZM243 38V37H242ZM259 38V37H258ZM0 39V40H1ZM151 39V38H150ZM163 39V38H162ZM170 39H168V40H170ZM194 39V38H193ZM199 39V38H198ZM249 39V38H248ZM21 40H22V38H21ZM28 40V39H27ZM26 40V41H27ZM53 40V39H52ZM121 40V39H120ZM165 40V39H164ZM207 40V39H206ZM227 40V41H226ZM245 40H246V38H245ZM12 41V40H11ZM11 41H8V42H11ZM19 41V40H18ZM15 41V39H14V43L16 42V43H18V50H19V47H20V51H18L17 49H16V51H15V48H17V46L15 47V48H13V49H11V45L8 43L7 45L9 46L10 45V48H9V50L11 49V51H9V52H12V51H15L16 52V54L15 55H17V54H19V52H20V54H21V52H25L24 54H25V56H27L28 57V59H27V57H26V59L27 60H30V61H32L31 59H35L34 57H35V55H32V54H34V53H32V51L34 50L32 47H30V46H28L29 45V43L30 42H28L27 41V46H28V48H27V46L26 45H21V46H25L24 47V49H23V47L21 48V46H20V43H21V41ZM34 41V40H33ZM113 41V40H112ZM116 41H117V39H116ZM119 41V40H118ZM149 41V40H148ZM166 41V40H165ZM164 41V44H166V42ZM6 42L7 41H5V44H6ZM13 42V41H12ZM11 42V43H12ZM32 42V41H31ZM92 42H90V43H92ZM111 42V41H110ZM187 42V41H186ZM211 42H213V41H211ZM240 42V41H239ZM257 42V41H256ZM2 43L4 44V40H3V42L1 41V45H2ZM15 43V45H17ZM24 43H25V41H24ZM24 43H22V44H24ZM108 43H109V41H108ZM111 43H113V42H111ZM117 43V42H116ZM162 43V42H161ZM176 45H175V44ZM182 43V42H181ZM189 43V42H188ZM193 43V42H192ZM208 43V42H207ZM164 44H162V46L160 45V43H159V45H155L154 46V48H153V50L155 51V50H158L157 48H160L159 50H161V48H164ZM169 44H170V42H169ZM168 44V45H169ZM198 44V43H197ZM203 44V43H202ZM243 44V43H242ZM5 46L4 45V49L1 47V49H3V53L5 54H7V52H8V48L6 49V47H8V46ZM12 45H13V43H12ZM30 45H31V43H30ZM64 45V44H63ZM85 45H87V44H85ZM88 45H89V43H88ZM87 45V46H88ZM167 45V44H166ZM187 45H189V46H187ZM42 46V45H41ZM83 46V45H82ZM91 46H92V44H91ZM96 46V45H95ZM170 46V45H169ZM168 46V47H169ZM198 46V45H197ZM205 46V45H204ZM30 47V48H29ZM33 47H34V45H33ZM191 47H193L192 45L190 46V49H191ZM194 47H195V45H194ZM193 47V48H194ZM206 47V46H205ZM32 48V49H31ZM35 48V47H34ZM93 48H95V47H93ZM107 48V47H106ZM208 48V47H207ZM1 49H0V51H1ZM22 49V50H21ZM65 49V48H64ZM125 49V48H124ZM166 49H167V47H166ZM166 49L164 48V49H162V50H165V52H166ZM171 49V47H169V49L168 50H170ZM190 49H189V51H190ZM199 48L198 47H196V48H194V49H192V51H190L192 54H194V53H196V51L198 50ZM205 49V48H204ZM259 49V48H258ZM257 49V50H258ZM7 51V52H5V51ZM60 50V49H59ZM105 50V49H104ZM103 50V51H104ZM140 50V51H139ZM146 50H148V47H147V49ZM145 50V51H146ZM152 50V55L156 58V56H157V52L155 53L154 51ZM158 50V51H159ZM161 50V51H162ZM246 50H247V47H246ZM17 51H18V53H17ZM188 51V52H189ZM255 51H256V49H255ZM264 51V50H263ZM8 52V54L10 55V53ZM37 52L38 51H35V53H36V55H37ZM79 52V51H78ZM241 52V51H240ZM252 52V51H251ZM2 53V54H3ZM13 53V52H12ZM12 53H11V56H12ZM23 53L20 55H17V56H22L23 55ZM258 53H260V52H258ZM257 53V54H258ZM264 53V52H263ZM103 54V55H102ZM257 54H249V52H246L245 51V53H243L242 55H240L241 57H240V59H239V61L240 62H237V65H236V70H237V68L239 69V70H241V71H237L238 72V75H237V77L239 78L238 80H241L243 83L244 82H246V81H249L248 82V84L250 83V81H251V87H252V82L254 81V80H262L263 79V77H264V73L263 74H261V76H259L258 75V73H260V67L261 66H263L264 65V62H263V59H262V57L260 56V55H257ZM9 55H7V57H9ZM13 55H14V53H13ZM59 55V54H58ZM140 55V54H139ZM156 55V56H155ZM235 55V54H234ZM6 56V55H5ZM25 56H24V59H25ZM1 57V56H0ZM33 57V58H32ZM103 57H105V55L103 56ZM160 57V56H159ZM14 57H12V59H13ZM19 57H15V59H18ZM146 58V57H145ZM59 59V58H58ZM71 59V58H70ZM104 59V58H103ZM181 59V58H180ZM235 59V58H234ZM233 59V60H234ZM244 59H246L247 60V64H245V65H243V67L242 66H240L239 67V63H241V61L242 60H244ZM21 60V59H20ZM74 60V59H73ZM87 60V59H86ZM184 60V59H183ZM187 60V59H186ZM34 61V60H33ZM32 61V62H33ZM68 61V60H67ZM237 61V60H236ZM17 62V61H16ZM56 62V61H55ZM69 62V61H68ZM67 62V63H68ZM107 62V61H106ZM178 62V61H177ZM244 62V61H243ZM13 63H15V62H13ZM19 63V62H18ZM29 63V62H28ZM71 63V62H70ZM175 63V64H174ZM69 64V63H68ZM86 64V63H85ZM98 64V63H97ZM100 64V63H99ZM104 64V63H103ZM234 65V66H235ZM84 66V65H83ZM82 66V67H83ZM96 67H97V65H95ZM99 66V65H98ZM130 66V67H131ZM86 67V66H85ZM25 69V68H24ZM100 69V68H99ZM72 70V69H71ZM122 70V69H121ZM122 70V71H123ZM132 70V69H131ZM136 70V69H135ZM149 70V69H148ZM231 70V69H230ZM101 71V70H100ZM264 71V70H263ZM22 72V71H21ZM56 72H59L60 73V60L58 61V63H57V66H56ZM59 73H57V75L58 76H61V74H59ZM104 73V72H103ZM65 74V73H64ZM237 74V73H236ZM24 75H26V74H24ZM23 75V76H24ZM80 75V74H79ZM142 75V74H141ZM19 76H21L20 74H19ZM27 76V75H26ZM73 76H74V74H73ZM77 76V75H76ZM103 76V75H102ZM106 76V75H105ZM105 76H103V77H105ZM108 76V75H107ZM103 77H101V79L103 78ZM231 77H232V75H231ZM230 77V78H231ZM262 77V79H260ZM55 78V77H54ZM73 78H75V77H73ZM87 78V77H86ZM106 78V77H105ZM143 78V77H142ZM8 79H10V78H8ZM100 79V78H99ZM107 79V78H106ZM227 79H228V77H227ZM232 80H234L233 79V77L231 78ZM237 79V78H236ZM5 80V79H4ZM76 80V79H75ZM105 80V79H104ZM231 80V81H232ZM86 81V80H85ZM229 81V80H228ZM84 82V81H83ZM98 82H100V80H98ZM136 82V81H135ZM256 82V81H255ZM23 83V82H22ZM77 83V82H76ZM134 83V82H133ZM197 83V82H196ZM235 83V82H234ZM247 83V82H246ZM259 83V82H258ZM258 83H256L257 85H258ZM261 83H262V81H261ZM93 84H95V83H92V85ZM97 84H99V83H97ZM102 84V85H103ZM108 84V85H109ZM176 84V83H175ZM231 84H233V83H231ZM239 84V83H238ZM240 84H241V82H240ZM256 84L254 85L255 87H256ZM25 85V84H24ZM244 85V84H243ZM242 85V86H243ZM246 85V84H245ZM244 85V88H245V90L248 88L247 87V85L245 86ZM261 85V84H260ZM6 86V85H5ZM94 86V85H93ZM93 86H92V88H93ZM96 86H98V85H95L94 87H96ZM202 86V85H201ZM231 86V85H230ZM254 86H253V89H254ZM259 86V85H258ZM257 86V87H258ZM262 86V85H261ZM260 86V87H261ZM71 87V86H70ZM69 87V88H70ZM135 87V86H134ZM181 87V86H180ZM235 87V86H234ZM240 87V86H239ZM247 87V88H246ZM259 87V88H260ZM132 89H133V91L135 90L134 88H133V86L131 87ZM182 88V87H181ZM185 88V87H184ZM237 88V87H236ZM38 89V88H37ZM96 89H98L97 87H96ZM183 89V88H182ZM189 89H190V93H193V94H195L196 92H198V90L200 89L201 90V88H199L198 87V85L197 84H195L194 83V85H192V86H190L189 87ZM251 89V88H250ZM262 89V88H261ZM90 91H92V90H95V88H93L92 90L91 89H89ZM131 90V89H130ZM238 89H236V90H234L235 91V94L237 95V96H241V95H238V94H240V91H238V93L236 92ZM239 90H242V88L240 89L239 88ZM244 90V89H243ZM247 90H249V88L247 89ZM246 90V91H247ZM255 90H256V88H255ZM69 91V90H68ZM132 91V92H133ZM142 91V90H141ZM252 91H254V90H252ZM36 92V91H35ZM77 92V91H76ZM75 92V93H76ZM89 92V91H88ZM95 92H96V90H95ZM130 94H129V93ZM195 92V93H194ZM243 92H245V91H243ZM256 92V91H255ZM258 92V91H257ZM92 93V92H91ZM94 93V92H93ZM187 93V92H186ZM232 93H234V92H232ZM232 93H231V95H232ZM246 93V92H245ZM244 93V94H245ZM43 94V93H42ZM78 94V93H77ZM113 94H114V92H113ZM241 94H242V91H241ZM244 94H242V99H244V102L246 103V100H247V98L249 97H243V95ZM256 94H258V93H256ZM73 95V94H72ZM92 95V94H91ZM97 95V94H96ZM138 95V94H137ZM200 95H201V92H200ZM38 96H40V94L38 95ZM92 96H94V94L92 95ZM91 96V97H92ZM99 96V95H98ZM148 96V95H147ZM230 96V95H229ZM74 97H75V95H73L72 97H66L65 96V98H67L69 101L73 98L74 99ZM90 97V96H89ZM96 97V96H95ZM94 97V98H95ZM196 97V96H195ZM231 97V96H230ZM233 97H236V96H234V94H233ZM241 97H240V99H241ZM263 97V96H262ZM262 97L260 98V99H262ZM32 98V97H31ZM71 98V99H70ZM228 98V97H227ZM245 98H246V100H245ZM251 98V97H250ZM73 99H72V101H73ZM89 98H87V100H88ZM96 99V98H95ZM253 99V98H252ZM11 100H12V98H11ZM10 100V101H11ZM32 100V99H31ZM64 100H66V99H64ZM90 100H91V98H90ZM113 100V99H112ZM131 100V99H130ZM195 100H197V99H195ZM231 100V99H230ZM18 101V100H17ZM20 101V100H19ZM28 101V100H27ZM35 101V100H34ZM62 101V100H61ZM68 101V102H69ZM121 101V102H120ZM153 101V100H152ZM231 101H233V100H231ZM235 101V100H234ZM241 101V100H240ZM254 101L256 102L257 100L256 99H254ZM253 101V102H254ZM261 101V100H260ZM22 102V101H21ZM37 102V101H36ZM92 102V101H91ZM112 102V101H111ZM120 102V104L119 105H117L118 103ZM129 102V101H128ZM257 102H259V100L257 101ZM256 102V103H257ZM40 103V102H39ZM197 103V102H196ZM233 103V102H232ZM232 103L230 104V103H228V105L227 106H232ZM240 103V102H239ZM245 103H243L244 104V107H248V109L250 108L249 106H245ZM248 104H250L249 102H247ZM246 103V104H247ZM261 103H264L263 102V99H262V102ZM42 104V103H41ZM65 104V103H64ZM86 104H87V101H86ZM142 104V101H139L138 102V114H139V117L140 118H142L143 119V113L141 112L142 110H141V107L143 106V104ZM199 104V103H198ZM234 104H236L235 102L233 103V106H234ZM238 104V103H237ZM236 104V106H234L233 108H231V110H230V108L228 107L227 108V106H226V108H227V111H228V109H229V111L230 112H232V114H229L230 112L228 111V114H225V112L223 113H218L219 115L217 116V120H215V122L217 121V122H219V125L221 124H228V123H231V122H233L232 123V125L233 126H236V128L234 127V129L236 130L237 129V124H239L240 123V121H241V119H244V118H246V125H244V127H243V132L244 133H246L245 131H247L248 133L250 132V133H252L253 134V136L250 138V137H248L247 136V138L245 139V140H243V142H242V145H240L241 146V148H242V146H243V148H245V149H248V151H249V153H252L253 151H254V147H255V142H257L262 136V134H260V136L261 137H259V135H256V128H255V126L258 124V122H260V121H262V120H264V109H259V107H261V106H256L259 110L258 111H256L255 113H253V112H251V110L250 109H252V107L249 109V111H246L245 110V108L244 109H242L241 111H239V110H236V108H239V106ZM242 104V105H243ZM254 104V103H253ZM2 105V104H1ZM19 105V104H18ZM21 105V104H20ZM23 105V104H22ZM62 105V104H61ZM88 105V104H87ZM171 105V104H170ZM200 105V104H199ZM39 106V105H38ZM72 107V105H70V104H67L66 105V107L67 108H65V110H60V112L58 113V117L59 118H63L64 119V117L66 116V114H68L69 112H70V108ZM84 106V105H83ZM93 106V105H92ZM148 106V105H147ZM151 106V105H150ZM173 106V105H172ZM221 106V105H220ZM253 106V105H252ZM255 106V105H254ZM89 107H91V105L89 106ZM89 107H87L85 110H87V109H89ZM264 107V106H263ZM7 108V107H6ZM26 108V107H25ZM84 108H85V106H84ZM145 108V107H144ZM241 108V107H240ZM27 109V108H26ZM91 109H93V110H95L94 108H92L91 107ZM100 109H102V108H100ZM152 109V108H151ZM232 109H233V111H232ZM254 109V108H253ZM7 110V109H6ZM19 110V109H18ZM224 110H226V109H224ZM234 110H236L235 112H234ZM243 110L245 111V112H243ZM1 111H2V108H1ZM5 111V110H4ZM8 111V110H7ZM89 111V110H88ZM91 111V110H90ZM98 111H99V109H98ZM103 111H104V113H103ZM218 111V110H217ZM237 111H239L238 113H236ZM255 111V110H254ZM9 112V111H8ZM11 112V111H10ZM22 112V111H21ZM33 112V111H32ZM41 112V111H40ZM83 112V111H82ZM128 112V113H127ZM179 112V111H178ZM242 114H241V113ZM14 113V112H13ZM20 113V112H19ZM97 113V112H96ZM158 113V112H157ZM208 113H209V111H208ZM227 113V112H226ZM235 115H237V116H233L234 114ZM240 113V114H239ZM2 113H0V116H2L1 115ZM4 114V113H3ZM24 115H25V113H23ZM82 114V113H81ZM239 114V115H238ZM21 115V114H20ZM28 115V114H27ZM94 115V114H93ZM210 115V114H209ZM212 115H213V113H212ZM82 116V115H81ZM81 116H79L78 115V121L79 120H82V119H84V117H81ZM83 116H85V119H86V115H83ZM89 115L87 114V117H88ZM151 116V115H150ZM211 116V115H210ZM90 117H91V115H90ZM89 117V118H90ZM239 117H241L240 119H239ZM75 118V117H74ZM89 118H87V119H89ZM94 118V117H93ZM132 118V117H131ZM201 118V117H200ZM211 118V117H210ZM210 118H208V119H210ZM68 119V118H67ZM19 120V119H18ZM59 120V119H58ZM69 120H71V119H69ZM161 120V119H160ZM196 120H197V117H196ZM84 121V120H83ZM86 121V120H85ZM129 121V120H128ZM134 121V120H133ZM176 121V120H175ZM207 121V120H206ZM205 121V122H206ZM214 121V120H213ZM70 122V121H69ZM75 122V121H74ZM167 122V121H166ZM201 122V121H200ZM217 122H216V124H217ZM5 123V122H4ZM7 123V124H6ZM5 124H2L1 122H0V129L1 128H4L3 130H5L6 131V129H8V130H10V128H9V124H10V122L8 123V122H6ZM17 123V122H16ZM141 123V122H140ZM139 123V124H140ZM162 123H163V120H162ZM176 123V122H175ZM212 123V122H211ZM214 123V122H213ZM242 123V122H241ZM19 124V123H18ZM42 124V123H41ZM173 124V123H172ZM193 124V125H192ZM198 124V123H197ZM202 125H203V122L201 123ZM210 124V123H209ZM242 124H244V123H242ZM11 125V124H10ZM20 125V124H19ZM37 125H39V126H37ZM35 124V125H33V127H40V124ZM44 125V124H43ZM57 125H60V127L59 126H57ZM142 125V124H141ZM206 126L208 125V124H205ZM231 125V124H230ZM46 126V125H45ZM73 126V125H72ZM138 126V125H137ZM144 126V127H145ZM206 126H201V127H203V128H201L204 132H206V130L208 131L209 130V127H207L206 128ZM11 128H12V126H10ZM47 127V126H46ZM62 127V128H61ZM96 127H97V125H96ZM95 127V128H96ZM157 127V126H156ZM213 128H214V126H212ZM224 127V126H223ZM226 127V126H225ZM239 127V126H238ZM28 128H31L30 126L28 127ZM27 127H26V129H28ZM42 129H43V127H41ZM72 128H74V127H72ZM104 128V127H103ZM198 128V127H197ZM206 128V129H205ZM12 129H14V128H12ZM23 129V128H22ZM34 129V128H33ZM33 129H31V130H33ZM38 129H40V128H37V129H34V131H35V133H36V131L38 130ZM41 129V130H42ZM102 129V128H101ZM165 129H167V128H165ZM216 129V128H215ZM96 130V129H95ZM118 130V129H117ZM139 130V131H138ZM168 130V129H167ZM0 131H2V130H0ZM4 131V132H5ZM12 131V130H11ZM30 131V130H29ZM39 131V130H38ZM68 131V130H67ZM121 131V130H120ZM124 131V132H125ZM239 131V130H238ZM259 131V130H258ZM257 131V132H258ZM3 132V131H2ZM3 132V133H4ZM40 132V131H39ZM78 132V131H77ZM76 132V133H77ZM201 132V131H200ZM199 132V133H200ZM216 132V131H215ZM220 132V131H219ZM2 133V134H3ZM8 133H9V131L8 132H5L4 133V135L6 134V135H8ZM71 133V132H70ZM120 133V132H119ZM122 133V132H121ZM156 133V132H155ZM160 133H162V132H160ZM217 133V132H216ZM238 133H240V132H238ZM260 132H258V134H259ZM41 134V133H40ZM42 134H44L43 132H42ZM62 134V135H61ZM117 134V133H116ZM125 134H126V132H125ZM163 134V133H162ZM172 134V133H171ZM181 133H177V135H180ZM189 134H192V135H189ZM197 134V135H196ZM204 134V133H203ZM220 134V133H219ZM222 134V133H221ZM221 134H220V136H221ZM227 134V133H226ZM247 134V133H246ZM158 135V134H157ZM159 135H161V134H159ZM223 135V134H222ZM232 135V134H231ZM3 136V135H2ZM127 136H129L128 135V133H127ZM171 136H174V135H171ZM236 136V135H235ZM238 136V135H237ZM80 137V136H79ZM104 137V138H103ZM161 137V136H160ZM163 137V136H162ZM215 137V136H214ZM224 137V135L222 136V138ZM242 137V136H241ZM28 138V137H27ZM167 138V137H166ZM165 138V139H166ZM168 138H171V137H168ZM181 138V137H180ZM179 138V139H180ZM210 138V137H209ZM215 138H218V137H215ZM232 138V137H231ZM231 138H229V136H228V139H227V137H226V139L224 138V142H223V139L221 140V137H220V140H221V142H223V145L221 146V151H220V154L223 156V158L224 159H226V161L227 162H232V163H234L236 160H238L237 158H235V155L237 156V154H238V156L239 157H241V159H242V161L245 159V157H246V154L247 153H245L244 151H242L241 149L239 150V151H237L236 149L237 148H239V146L237 145V144H235V142L233 143L232 142V140H231ZM238 138H239V136H238ZM3 139V138H2ZM122 139V138H121ZM262 139V138H261ZM123 140H125V139H123ZM184 140L185 139H183V142H184ZM211 141L213 140V138L212 139H210ZM216 140V139H215ZM218 141H219V138L217 139ZM217 140L216 141H214L213 140V142L211 143L212 144V146H214V145H216V143H217ZM3 141V140H2ZM12 141V140H11ZM14 141V140H13ZM12 141V142H13ZM66 141V140H65ZM122 141V140H121ZM260 141V140H259ZM112 142V141H111ZM129 142V141H128ZM186 142V141H185ZM27 143V142H26ZM219 143V142H218ZM30 144V143H29ZM32 144V143H31ZM83 144V143H82ZM97 144V143H96ZM131 144V143H130ZM210 144V145H211ZM241 144V143H240ZM109 145V144H108ZM129 145V144H128ZM169 145V144H168ZM179 145H180V143H179ZM210 145H208V146H210ZM218 145V144H217ZM12 146V145H11ZM26 146H27V144H26ZM45 146V147H44ZM113 146H114V144H113ZM125 146V145H124ZM127 146V145H126ZM181 146V145H180ZM170 147H172V146H170ZM177 147V146H176ZM35 148H36V146H35ZM35 148H33L32 149V151H34L35 150ZM95 148V147H94ZM169 148V147H168ZM242 148V149H243ZM65 149H66V147H65ZM31 150V149H30ZM37 150V149H36ZM35 150V151H36ZM122 151H123V149H121ZM168 150V149H167ZM45 151H46V149H45ZM129 151V150H128ZM132 151V150H131ZM184 151V152H183ZM247 151V152H248ZM121 152V151H120ZM124 152V151H123ZM238 152V153H237ZM41 153V152H40ZM53 153H52V155H53ZM92 153H93V151H92ZM131 153H133V152H131ZM135 153V152H134ZM167 153V152H166ZM203 153V152H202ZM170 154V153H169ZM211 154V153H210ZM218 154H219V152H218ZM30 155V154H29ZM92 155V154H91ZM135 155H136V153H135ZM167 155V154H166ZM173 155V154H172ZM68 156V155H67ZM90 156V155H89ZM112 156V157H113ZM168 156V155H167ZM166 156V157H167ZM52 157V156H51ZM210 157V156H209ZM37 158V157H36ZM55 158H57V159H55ZM85 158V157H84ZM84 158L82 159V160H84ZM92 158V157H91ZM195 158L196 157H194L193 159L195 160ZM216 158V157H215ZM8 159V158H7ZM23 160H24V158H22ZM30 158H28L27 160H26V163L28 164V163H30V162H32V160L30 159ZM34 159V158H33ZM38 159V158H37ZM123 159V158H122ZM193 159H191V160H193ZM196 159H198V158H196ZM254 159V158H253ZM49 160H51V159H49ZM166 160V159H165ZM223 160V159H222ZM246 160V159H245ZM34 161V160H33ZM48 161V160H47ZM130 161V160H129ZM137 161V160H136ZM197 161V160H196ZM5 162V161H4ZM200 162V161H199ZM221 162V161H220ZM247 162V161H246ZM26 163H25V165H26ZM40 163H42V162H40ZM132 163V162H131ZM192 163V162H191ZM198 163V162H197ZM222 163H224V162H222ZM262 163V162H261ZM108 164V163H107ZM130 164V163H129ZM248 164V163H247ZM255 164H256V162H255ZM12 165V164H11ZM70 165V166H69ZM133 165V164H132ZM146 165V164H145ZM262 165V164H261ZM7 166V165H6ZM35 165H33V167H34ZM111 166V165H110ZM198 166H201L200 164H198ZM217 166V165H216ZM253 166H254V164H253ZM43 167V166H42ZM114 169L112 170L113 172H115L116 170H117V167H114V166H112ZM111 167V168H112ZM148 167H149V165H148ZM161 167V168H160ZM192 167V166H191ZM236 167V166H235ZM243 167V166H242ZM247 167V166H246ZM8 168H9V166H8ZM29 168H30V166H29ZM90 168V167H89ZM119 168L120 167H118V170H119ZM173 168H176L177 170H179L180 172H182V173H180L179 172V175H180V177L179 178H177V176L175 175L174 177L171 175V173H172V170H173ZM197 168V167H196ZM202 168V167H201ZM205 168V167H204ZM250 168V167H249ZM157 169V170H156ZM255 169H257V167L255 168ZM128 170V169H127ZM132 170V169H131ZM152 170V171H153ZM158 170H160V173H159V171ZM190 170H192V169H190ZM204 170H206V169H203V172H206V171H204ZM227 170H228V168H227ZM234 170V169H233ZM264 170V169H263ZM123 171H124V169H123ZM134 171V170H133ZM150 171H151V169H150ZM175 171V170H174ZM210 171V170H209ZM208 171V172H209ZM216 171H218V174H220L219 172H221V170H220V168L218 167V168H216ZM25 172V173H24ZM247 172V171H246ZM28 173V172H27ZM29 173H32V172H29ZM86 173V174H85ZM154 173V172H153ZM193 173H194V171H193ZM200 173V172H199ZM241 173V172H240ZM251 173V172H250ZM127 174V173H126ZM149 174V173H148ZM173 174V173H172ZM195 174H196V172H195ZM208 174V173H207ZM206 173H200V175H197V176H195V175H193L192 177L190 176V175H188V173H187V177H188V179H190L189 180V182L191 181V182H195L197 179H200L201 181H199L201 184H203V183H206L207 182V175ZM237 174V173H236ZM235 174V175H236ZM151 175V174H150ZM155 175V174H154ZM178 175V176H179ZM192 175V174H191ZM252 175H254V173L252 174ZM127 176V175H126ZM149 176V175H148ZM148 176H146V177H148ZM157 176V175H156ZM172 176V177H171ZM189 176L191 177V178H189ZM123 177V176H122ZM128 177V176H127ZM135 177V176H134ZM145 177V178H146ZM187 177H186V179H187ZM233 177V176H232ZM121 178V177H120ZM149 178H151V177H149ZM147 179V180H145L146 181V184H147V188H149V192H151L153 189H152V183H151V179ZM119 179V178H118ZM122 179V178H121ZM157 180H159V179H157ZM254 180V179H253ZM117 182H118V180H116ZM153 181V180H152ZM255 182H256V184H257V187L259 188V189H262L261 190V192H263L264 193V179L263 178H261V177H257V178H255ZM3 183V184H2ZM115 184H116V182H114ZM123 183V182H122ZM184 183V182H183ZM220 183V182H219ZM249 183V182H248ZM120 184V183H119ZM146 184H144V186L146 185ZM190 184V183H189ZM130 185V184H129ZM173 185V186H174ZM128 186V185H127ZM218 186V185H217ZM215 187V185H213V188ZM161 188V187H160ZM175 188V187H174ZM210 189V188H209ZM212 189V188H211ZM219 189V188H218ZM132 190H133V188H132ZM139 190V189H138ZM171 191V190H170ZM190 191V190H189ZM215 191V190H214ZM213 191V192H214ZM218 191V190H217ZM259 191V190H258ZM121 192V191H120ZM212 192V190H209V193L207 192V194L210 196H214L215 194ZM260 192V193H261ZM131 193V192H130ZM163 193V192H162ZM161 193V194H162ZM217 193V192H216ZM124 194V193H123ZM163 195H165V193L163 194ZM208 195L206 196V197H208ZM240 195V194H239ZM262 195V194H261ZM55 196V197H56ZM181 196V195H180ZM210 196V197H211ZM128 197V196H127ZM153 197V196H152ZM124 198H126L125 196H124ZM156 198V197H155ZM162 198H164V197H162ZM186 198V197H185ZM193 198V197H192ZM48 199V198H47ZM127 199H129V198H126V200ZM136 199V198H135ZM150 199V198H149ZM195 199V198H194ZM206 199H208V198H206ZM261 199V198H260ZM45 200V201H44ZM48 200H50V199H48ZM60 200V199H59ZM125 200V201H126ZM164 200V204H162V205H165V209L167 208V202H166V200H167V198H166V196H165V199H163ZM198 200V199H197ZM168 201V200H167ZM183 201V200H182ZM195 201V200H194ZM211 201H213V200H211ZM198 202V201H197ZM205 202V201H204ZM215 202V201H214ZM213 202V203H214ZM66 203V202H65ZM163 203V202H162ZM192 203V202H191ZM194 203V202H193ZM206 203V202H205ZM69 204V203H68ZM185 205H186V203H184ZM196 204H198V203H196ZM50 205H51V202H50ZM130 205V204H129ZM176 205V204H175ZM174 205V206H175ZM201 205V204H200ZM40 206H42V207H40ZM72 206V205H71ZM186 206H188V205H186ZM196 206V205H195ZM194 206V208H197V207H195ZM211 206V205H210ZM113 207H115V206H113ZM119 207V209H122V210H119L118 208H117V210L119 211L117 214H116V220H114L115 222V224H117V226H119V227H121V224H122V222H123V219L122 218H120L122 215H125V214H127L128 213V211H123V208H120V206H118ZM122 207V206H121ZM138 207V206H137ZM160 207H161V205H160ZM169 207V209H170V206H168ZM208 207H209V205H208ZM264 207V206H263ZM262 207V208H263ZM75 208V207H74ZM174 208V207H173ZM176 208V207H175ZM199 208V207H198ZM52 209V208H51ZM84 209V210H83ZM164 209V210H165ZM168 209V208H167ZM166 209V210H167ZM168 209V210H169ZM208 209V208H207ZM30 210H32L31 212H30ZM39 210H41V209H38V211ZM54 210V209H53ZM74 210V209H73ZM157 210H158V208H157ZM173 210V209H172ZM196 210V209H195ZM198 210V209H197ZM201 210V209H200ZM239 210V209H238ZM237 210V218H236V215L234 216L233 214H234V212H233V217L236 219V220H238V211ZM260 210V209H259ZM42 211V210H41ZM60 211H62V210H60ZM111 211H112V209H111ZM174 211V210H173ZM258 211V210H257ZM263 210H261L260 212H262ZM30 212V213H29ZM44 212V211H43ZM161 212H163V208L162 209H159L158 210V212H157V216H156V218H160V217H162V213ZM181 212V211H180ZM184 212H186V211H184ZM183 212V213H184ZM193 212H195V211H193ZM200 212H202V211H200ZM259 212V211H258ZM257 213L258 215H256V216H258V217H256L257 219L256 220H258V218L259 219H261L262 221H264V216L262 217L261 215L262 214H264V213ZM264 212V211H263ZM5 213V212H4ZM33 213V212H32ZM40 213V212H39ZM69 213H72V212H69ZM174 213V212H173ZM190 214H191V212H189ZM198 212L196 211V214L195 215H189V216H184V214H182L183 215V217L182 216H179L178 218L179 219H182L183 218V220H184V218L186 219V221H188V225L189 224H191L190 223V220H201L202 219V217H201V219L198 217V215L199 214H197ZM216 213V212H215ZM229 213V212H228ZM227 213V214H228ZM29 214V215H28ZM42 214H44V213H42ZM112 214H113V212H112ZM129 214V213H128ZM127 214V215H128ZM180 214V213H179ZM202 214V213H201ZM259 214H261V215H259ZM144 215V214H143ZM142 215V216H143ZM147 215V214H146ZM155 215V214H154ZM181 215V214H180ZM186 215V214H185ZM230 215H231V213H230ZM229 215V216H230ZM232 215L230 216V217H232ZM73 216H74V214H73ZM139 216V215H138ZM191 216V217H190ZM213 216V215H212ZM219 216V215H218ZM220 216H221V214H220ZM227 216V215H226ZM39 217H41L40 215H39ZM122 220H120L119 218ZM164 217V216H163ZM207 217V216H206ZM240 217H241V215H240ZM46 218V217H45ZM113 218V217H112ZM212 218V217H211ZM211 218H209V219H211ZM219 219H221L220 217H218ZM228 218V217H227ZM233 218V219H234ZM248 218V217H247ZM129 219H130V217H129ZM147 219V218H146ZM208 219V218H207ZM218 219V220H219ZM231 219V218H230ZM229 219V220H230ZM239 219H241V218H239ZM1 220V219H0ZM112 220V219H111ZM131 220V219H130ZM129 220V222H132V221H130ZM213 220V219H212ZM232 220V219H231ZM255 220V219H254ZM2 221V220H1ZM139 221V220H138ZM185 221V220H184ZM208 221V220H207ZM211 221V220H210ZM239 221V220H238ZM261 221V222H262ZM22 222V223H23ZM48 222H49V220H48ZM56 222V221H55ZM75 222V221H74ZM89 222V221H88ZM128 221L126 220V223H127ZM149 222V221H148ZM183 222V221H182ZM193 222V221H192ZM197 222V221H196ZM217 222V221H216ZM258 221H256V223H257ZM259 222H260V220H259ZM58 223V222H57ZM113 223V222H112ZM113 223V224H114ZM133 223V224H132ZM132 223H127L126 224V226L125 227H121L120 229H122L119 233H118V235H116L115 237H117V238H115V239H113L112 241L114 242H112V243H109V244H105L104 246V248H102L101 246H100V244L98 243V240L101 238V236H100V233H98V231H95V232H93L92 233V235H91V238H89L90 240L88 241V242H86V243H83V242H81V238L80 239H78V240H80V242H79V244H80V246H78L79 247V249L80 250H85V251H87V250H93L94 248L96 249V248H99L98 246H100V248H102L104 251H108V253H106V252H104L103 253V251H101V253L102 254H106V255H108L109 254V250L111 251V250H114L115 252L117 251V253H113V251H111V253H113V255L112 254H109L108 255V257L106 256H104V255H100L101 257H98V258H96V261L94 260V261H92V263H89V264H101V263H104V264H128V262H130V260L128 261V259H129V257H130V255L132 254V252H129L128 250L129 249H125V252L126 251H128L127 253H123L122 254V252H119V251H121L120 249L122 248V250L124 249V248H130V244L132 243V241L133 242H135V237L137 236V234L134 236L133 234H135L136 233V231H138V229H137V226H135L134 225V221L132 222ZM145 223H147V222H145ZM162 223V222H161ZM175 223V220H174V222H172V225ZM185 223V222H184ZM214 223V221H212L211 222V224L209 225V226H211L212 224ZM218 223V222H217ZM263 223V222H262ZM262 223L260 224V225H262ZM59 224V223H58ZM74 224H76V223H74ZM111 224V223H110ZM136 224V223H135ZM186 224H187V222H186ZM200 224V223H199ZM202 224V223H201ZM220 224V223H219ZM239 226V224H241V221H240V223H238V222H236L235 224H234V228H235V226H236V228L237 229H239V230H241L240 231V234H241V236H239L238 234V236H239V238L238 239H240V237H241V239H242V250L243 251H246L247 250V248H250V251H258V250H264V231L262 230L263 228H264V223H263V228L262 227H260V226H258L257 224H255V223H253L254 225H257V226H254V227H259L258 228V230L260 231H258L260 234H258V232H255V230H254V228H253V226H251L252 227V229H253V231L255 232V237L257 238V239H253V236L252 235H254V234H252V235H250V233H248L249 231H252L250 228H246V227H244L243 225L241 226V228L239 227H237V225ZM4 225V224H3ZM20 225V224H19ZM23 225V224H22ZM45 225L46 226H48L47 225V221H46V223H45ZM50 225V224H49ZM52 225V224H51ZM55 225V224H54ZM88 225V224H87ZM109 225V224H108ZM123 225V224H122ZM125 225V224H124ZM144 225V224H143ZM171 225V226H172ZM188 225H187V227H188ZM192 225V224H191ZM196 225V224H195ZM216 226V224H213V226ZM45 226V227H46ZM57 225H55V226H53V228L54 227H56ZM106 226V225H105ZM113 226H115V225H113ZM197 226H199V225H197ZM214 226V227H215ZM245 226H247V225H245ZM63 227V226H62ZM107 227V226H106ZM144 227V226H143ZM4 228H7V230L6 231H4L5 229ZM9 228V229H8ZM53 228H52V226H50V230L48 229V228H44V229H48L49 231H51V233H52V231H53ZM163 228V227H162ZM161 228V229H162ZM173 228H174V226H173ZM192 228H194V227H192ZM211 228V227H210ZM213 228V227H212ZM225 228H226V224H221L220 226H217V227H215V228H213V230H211L210 229V231H208V230H206V228L205 229H203V228H201L202 230L200 231L199 230V232H201V233H204L205 232V234H206V237H208L207 239H206V242L208 243V244H213V245H216V243H220L221 245H217V247L215 246V250H217V249H219V248H221V247H223V246H226V245H223L224 243L222 242V241H226L228 238H227V233L225 234L226 236H223L224 235V233H223V231L225 230ZM234 228H232L233 230H234ZM262 228V229H261ZM80 229H82V228H80ZM187 229V228H186ZM185 229V230H186ZM195 229V228H194ZM208 229V228H207ZM236 229V230H237ZM55 230V229H54ZM67 230V229H66ZM103 230V229H102ZM173 230V229H172ZM171 230V231H172ZM198 230V229H197ZM239 230H238V232H239ZM249 230V231H248ZM10 231H13V229H11ZM44 231V230H43ZM49 231L48 232H42V233H40V232H37V231H34V233H35V236H36V240H37V246H38V244H40V246L44 249H42L41 247H39V249H42V251H43V254H42V257H40L41 255H39V257L40 258H38L39 260L41 259V262L43 261V263H44V261H46V260H48L49 261V259L51 260V258L53 257V256H56V258L57 259H53L52 260V262H50V263H48V264H67V260H66V257L65 256H63V257H61V255H62V253H64V251H65V248L63 247V246H61L59 243L60 242H58L57 240H58V238L59 237H61L59 234H61V235H63L62 233H58V238L57 237H55V235L53 234V236H49V234H51V233H49ZM144 231V230H143ZM161 231H163V229L161 230ZM161 231H160V233H161ZM194 231V230H193ZM253 231H252V233H253ZM263 231V232H262ZM28 232V231H27ZM63 232V231H62ZM198 232V231H197ZM33 233V234H34ZM259 235V236H257V234ZM11 234V233H10ZM31 234V233H30ZM149 234V233H148ZM153 234V233H152ZM1 235V237H3ZM78 235V234H77ZM202 235V234H201ZM233 235V234H232ZM25 236H27V234L25 235ZM81 236V235H80ZM133 236H134V238H133ZM144 236H145V234H144ZM172 236V235H171ZM174 236V235H173ZM252 236V238H250V237ZM0 237V238H1ZM31 236L29 235V237L28 238H30ZM139 237V236H138ZM148 237V236H147ZM156 237V236H155ZM175 237V236H174ZM205 237V238H206ZM4 238V237H3ZM33 238H34V236H33ZM69 238V237H68ZM134 240H133V239ZM141 238V237H140ZM162 238V237H161ZM210 238V239H209ZM234 238V237H233ZM2 239V238H1ZM0 239V241H2ZM64 239V238H63ZM71 239V238H70ZM116 239H118V240H116ZM137 239V238H136ZM139 239V238H138ZM169 240L167 241L169 244H171V242H173V241H175L176 239L175 238H168ZM188 239V238H187ZM190 239V238H189ZM28 240V239H27ZM35 240V239H34ZM208 240V241H207ZM250 240H254V241H252V242H250ZM74 241V240H73ZM76 241H77V239H76ZM137 241V240H136ZM188 241H190V240H188ZM235 241V240H234ZM34 242V241H33ZM78 242V241H77ZM107 242H109V241H107ZM148 242V241H147ZM166 242V243H167ZM191 242V241H190ZM189 242V243H190ZM194 242V241H193ZM236 242V241H235ZM240 242V243H241ZM36 243V242H35ZM62 243V242H61ZM73 243V242H72ZM101 243V242H100ZM175 243H176V241H175ZM215 243V244H214ZM2 244V243H1ZM0 244V245H1ZM99 244V245H98ZM102 245H103V243H101ZM133 244V243H132ZM144 244V243H143ZM168 244V245H169ZM188 244V243H187ZM195 245H197L196 243H194ZM226 244V243H225ZM231 244V243H230ZM3 245V244H2ZM1 245V246H2ZM32 245V244H31ZM76 245H77V243H76ZM158 245L159 244H157V246L156 247H158ZM192 245V244H191ZM190 245V246H191ZM223 245V246H222ZM0 246V247H1ZM187 246V245H186ZM232 246V245H231ZM3 247V246H2ZM1 247V248H2ZM168 247V246H167ZM185 246L184 245H176L175 244V246H173L172 245V247H169V248H167L168 250L166 251V254L164 255V260H163V262H159L158 264H181V263H183V261H182V257L185 255V250H186V252H187V247L186 248H184ZM195 247V246H194ZM210 247V246H209ZM6 248V247H5ZM4 248V249H5ZM120 248V249H119ZM159 248V247H158ZM225 248V247H224ZM234 248H235V246H234ZM236 248H238V247H236ZM235 248V249H236ZM8 249V248H7ZM76 249H77V247H76ZM117 249H119V250H117ZM193 249V248H192ZM209 249V248H208ZM97 250V249H96ZM189 250H190V248H189ZM189 250H188V252H189ZM198 249H196V250H193V252L194 253H196V255L199 257L200 256V253L197 251ZM222 250H224L225 252L224 253H227L228 251H230V250H233V252H235L234 251V249L232 248V249H230V247H228L227 248V246H226V248L225 249H222ZM241 250V249H240ZM0 251H1V249H0ZM41 251V252H42ZM95 251V250H94ZM131 251V250H130ZM201 251V250H200ZM237 251H239V248L238 249H236V254L238 253V255L240 254H242L243 255V252L242 251H239V252H237ZM5 252V251H4ZM215 252V251H214ZM223 252V251H222ZM242 252V253H241ZM264 252V251H263ZM262 252V253H263ZM100 253V252H99ZM121 253V255H119V254ZM135 253V252H134ZM157 253V252H156ZM212 253H213V250H212ZM221 253V252H220ZM229 253V252H228ZM231 253L232 252H230L229 254H230V257H232V255H231ZM245 253V252H244ZM246 253H247V251H246ZM40 254V253H39ZM150 254V253H149ZM161 254V253H160ZM202 254V253H201ZM228 254V255H229ZM235 254V255H236ZM69 255V254H68ZM84 255V254H83ZM98 255V256H99ZM154 255H156V254H154ZM208 255V254H207ZM87 256V257H86ZM86 256H82L80 259L78 258L77 260H72V261H69L70 263H68V264H76V263H78V264H82V263H84V264H87L88 262H84V261H87V258H88V255H86ZM162 256V255H161ZM213 256V255H212ZM212 256H211V258H212ZM222 256V255H221ZM221 256H219V255H216V256H214L213 258H215L216 257V259L219 261H221V262H223L224 264H227L228 262H227V260L224 258V257H221ZM120 257V258H119ZM245 257V256H244ZM212 258V259H213ZM238 258L240 259V261L241 260H244V262H251L250 261V259H247V258H249V257H247L246 259L247 260H245V258H240V256H238ZM89 259H90V257H89ZM97 259H98V261H97ZM155 259V258H154ZM197 259V258H196ZM199 259V258H198ZM233 259V258H232ZM253 259V258H252ZM260 259V258H259ZM9 260H10V258H9ZM142 260H144V259H142ZM147 260V259H146ZM194 260V259H193ZM12 261H14V260H12ZM229 261H231L230 259H229ZM82 262V263H81ZM91 262V261H90ZM188 262V261H187ZM232 262V261H231ZM242 262V261H241ZM253 262H257L256 260L255 261H253ZM260 262H261V264H264V260L262 259H260ZM135 263V262H134ZM149 262L147 261V262H145V260L144 261H140L138 264H148ZM190 263V262H189ZM233 263V262H232ZM236 262H234L233 264H235ZM240 263V262H239ZM245 263V264H246ZM257 263H259V262H257ZM0 264H6V261L5 260H3L1 257H0ZM10 264H11V262H10ZM37 264V263H36ZM214 264V263H213ZM237 264V263H236ZM241 264H243V262L241 263ZM250 264V263H249Z\"/></svg>","mask_w":264,"mask_h":264}]
</instances>
